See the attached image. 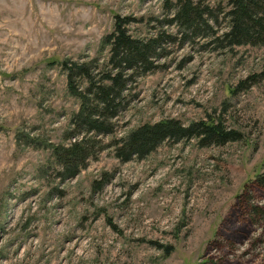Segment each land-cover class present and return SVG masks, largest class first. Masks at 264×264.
Masks as SVG:
<instances>
[{"label": "rangeland", "instance_id": "rangeland-1", "mask_svg": "<svg viewBox=\"0 0 264 264\" xmlns=\"http://www.w3.org/2000/svg\"><path fill=\"white\" fill-rule=\"evenodd\" d=\"M168 1L0 0V264H264V219L244 208H264V191L249 188L264 173V46L164 40L156 69L129 82L113 133L91 134L87 167L60 178L49 146L71 142L81 105L60 64L109 68L102 40L116 16L140 20L134 37H177L178 26L164 23L175 15ZM212 24L219 35L228 28L223 15ZM168 120L221 122L243 138L115 157L117 140Z\"/></svg>", "mask_w": 264, "mask_h": 264}, {"label": "trees", "instance_id": "trees-1", "mask_svg": "<svg viewBox=\"0 0 264 264\" xmlns=\"http://www.w3.org/2000/svg\"><path fill=\"white\" fill-rule=\"evenodd\" d=\"M211 2L176 0L172 4L168 1V5L175 9V15L170 20L165 19L164 23L178 26L180 34L177 37L160 31L146 39L134 37L129 27L140 20L116 16L113 31L102 40L103 48H109V68L97 72L93 60L82 63L65 60L60 64L67 73L69 92L81 101L79 111L71 121L73 128L67 138L71 142L49 146L61 168L60 178H74L87 167L95 148L91 134L104 136L113 133L112 121L125 108L124 93L129 82L156 69V61L165 55L164 40L169 39L176 44L178 39L185 43L205 36L211 37V43L219 49L264 46V0H228L225 8L221 4L212 6ZM221 15L228 28L219 35L212 23H218ZM81 80L86 83L84 90L78 86ZM242 138L238 130H229L221 122L199 121L184 126L177 120H168L153 125L144 124L111 147H114L115 157L127 163L134 158H146L168 141L180 143L195 139L201 147H209L224 146ZM249 188L264 191V173L257 176ZM244 202L251 220L264 219L263 207L248 200ZM162 248L166 249L167 256L174 250L168 246Z\"/></svg>", "mask_w": 264, "mask_h": 264}]
</instances>
